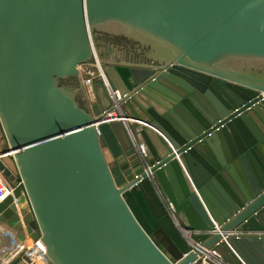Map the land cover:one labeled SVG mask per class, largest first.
<instances>
[{
  "label": "water",
  "instance_id": "95a60500",
  "mask_svg": "<svg viewBox=\"0 0 264 264\" xmlns=\"http://www.w3.org/2000/svg\"><path fill=\"white\" fill-rule=\"evenodd\" d=\"M0 134L49 264H264V0H0Z\"/></svg>",
  "mask_w": 264,
  "mask_h": 264
},
{
  "label": "built area",
  "instance_id": "2783aa9c",
  "mask_svg": "<svg viewBox=\"0 0 264 264\" xmlns=\"http://www.w3.org/2000/svg\"><path fill=\"white\" fill-rule=\"evenodd\" d=\"M87 70H90L87 68ZM97 71V70H96ZM95 73V72H93ZM91 73L87 76L88 79L93 78H99L100 72L97 71V75ZM120 98V96L118 95ZM107 117H109V120H118L122 121L127 128L131 138L134 140V136L131 132V129L129 127V123H136L139 122V120L128 117L124 114H118L116 111H113L110 113ZM141 152L146 153L145 147L141 146ZM6 155L0 154V159L5 158ZM22 185L21 180L16 181H10L8 177L5 175V172L0 169V206L3 204L8 198L13 197V201L16 200L15 191L16 189ZM12 201V204H13ZM9 208L14 210L15 215L19 218L17 222H20L23 224L24 231H25V238L20 239L18 237V232L16 229V223L12 222V224H9V220L7 217H3L4 211L0 212V215H3L2 222L0 221V233L3 231V241L1 242L0 247V264H12L14 262H17L19 259H23L27 262V264H34L36 261H40L44 264H49V258L47 256L46 250L40 251L38 247L36 246V243L40 239L33 240L30 237V234L26 230V223L23 219V213L21 209L19 210L17 205H8ZM170 208L174 210V207L172 204H170ZM0 217V218H1ZM11 219V218H10ZM5 226L1 225L2 223L6 224ZM177 224L178 220L176 219ZM216 226L218 227L217 223ZM183 231L185 236L190 240L191 244L194 246V248L201 246L202 243L199 241H195L193 239V234L200 233L201 230L198 229H185L183 227H180ZM30 241V242H28ZM201 264H231L230 262L226 261L220 254H218L216 251L212 249H205V252L200 256Z\"/></svg>",
  "mask_w": 264,
  "mask_h": 264
},
{
  "label": "flooded vegetation",
  "instance_id": "af4514ba",
  "mask_svg": "<svg viewBox=\"0 0 264 264\" xmlns=\"http://www.w3.org/2000/svg\"><path fill=\"white\" fill-rule=\"evenodd\" d=\"M102 39L105 43V46H107V53H111V55L113 56H115V54L117 53H119L120 55L122 54L126 57L130 56L131 53H135V55L137 54L136 43L129 41L128 39L111 36H104ZM143 58L141 57L140 59L144 61Z\"/></svg>",
  "mask_w": 264,
  "mask_h": 264
},
{
  "label": "bare ground",
  "instance_id": "6f19581e",
  "mask_svg": "<svg viewBox=\"0 0 264 264\" xmlns=\"http://www.w3.org/2000/svg\"><path fill=\"white\" fill-rule=\"evenodd\" d=\"M21 197H23V196H17L16 198V200H14L13 201V204L11 203V202H9V204L10 205H13V206H16L17 205V207L16 208H18L19 210L21 209V211L23 210V205H24V203H23V201H21ZM2 215H0V217H1ZM23 219H25V216L23 215ZM0 221L2 222V220H1V218H0ZM6 223V222H5ZM1 225H3V226H5V225H7V223L6 224H4V223H2ZM4 233H3V231H2V234L0 233V247H1V242L3 241V237H4V235H3ZM28 242H30V241H28ZM34 264H44V263H42V262H40V261H36Z\"/></svg>",
  "mask_w": 264,
  "mask_h": 264
},
{
  "label": "crops",
  "instance_id": "0c3cea01",
  "mask_svg": "<svg viewBox=\"0 0 264 264\" xmlns=\"http://www.w3.org/2000/svg\"><path fill=\"white\" fill-rule=\"evenodd\" d=\"M94 65H92L91 67H93ZM88 67V66H87ZM89 68V67H88ZM95 75H97V71H95V73H93ZM0 136L3 138V135L0 134ZM109 156V155H108ZM109 161H110V165L112 167V170H113V173H114V176H115V179L117 180L118 183H121L123 180H122V174L121 172L119 171V168L115 165L114 161L111 160V158L109 157ZM2 234V232H1Z\"/></svg>",
  "mask_w": 264,
  "mask_h": 264
},
{
  "label": "rangeland",
  "instance_id": "374dc122",
  "mask_svg": "<svg viewBox=\"0 0 264 264\" xmlns=\"http://www.w3.org/2000/svg\"><path fill=\"white\" fill-rule=\"evenodd\" d=\"M6 144L4 143V136L3 138L0 136V149L2 148V146H5ZM8 160H11L9 158H7ZM1 212V211H0Z\"/></svg>",
  "mask_w": 264,
  "mask_h": 264
},
{
  "label": "trees",
  "instance_id": "16d2710c",
  "mask_svg": "<svg viewBox=\"0 0 264 264\" xmlns=\"http://www.w3.org/2000/svg\"><path fill=\"white\" fill-rule=\"evenodd\" d=\"M89 69H90V70H92L93 72H95V71H96V69H95V66H93V67H90Z\"/></svg>",
  "mask_w": 264,
  "mask_h": 264
}]
</instances>
